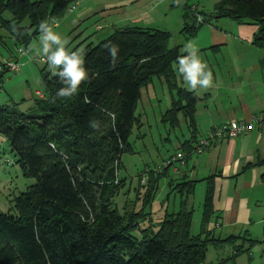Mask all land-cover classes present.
<instances>
[{"label":"trees","instance_id":"16d2710c","mask_svg":"<svg viewBox=\"0 0 264 264\" xmlns=\"http://www.w3.org/2000/svg\"><path fill=\"white\" fill-rule=\"evenodd\" d=\"M79 1L0 0V29L17 45L18 55L29 57L24 63L43 66L40 74L45 92H36L32 112H21L16 104L0 106V153L5 154L7 148L14 160L5 162L35 181L15 198L14 215L0 213V264H203L208 244L220 242L205 230L214 215V176L203 179L207 186L200 204L199 232L194 235L193 198L202 180L167 176L170 169H187L193 155L203 154L218 141L213 138L202 153L195 152L207 133L198 137L195 92L177 83V57L186 54L179 47H168L170 35L166 32L123 27L97 45L90 43L80 49L89 78L76 94L57 97L64 85L40 56L29 53V45L40 35L41 21L53 27ZM184 7V16L191 20L181 31L187 38L196 34L197 27L209 24V19L229 18L258 25L253 44L264 48V0H219L210 13ZM6 12L10 19L3 18ZM196 15L202 22L196 23ZM109 42L119 46L114 62L104 47ZM19 47L26 51L20 53ZM7 58L19 70L17 55ZM7 72L12 71L6 67L0 72V90ZM154 78L170 96L161 122L171 129L183 122L190 135L173 152L166 150L159 165L143 169L134 190L135 205L128 208L126 203L118 210L114 198L126 185L118 177L121 157L134 154L130 138L140 126L137 105L142 89ZM90 121L98 122L99 127H90ZM170 198L177 207L168 211L165 205L159 220H152V203L161 199L164 205ZM242 251L235 247L234 256L227 259Z\"/></svg>","mask_w":264,"mask_h":264},{"label":"crops","instance_id":"0c3cea01","mask_svg":"<svg viewBox=\"0 0 264 264\" xmlns=\"http://www.w3.org/2000/svg\"><path fill=\"white\" fill-rule=\"evenodd\" d=\"M218 2L219 0H80L53 29L68 40L67 47L72 45L69 43L74 37L72 33L80 35L72 43L78 44L86 40L83 44H90L87 31L91 24L100 33L107 30L106 36L128 26L160 30L170 35L168 47H179L183 54L185 44L195 45L201 60L207 64L213 76L212 86L207 89L198 86L192 90L198 98L195 121L199 137L223 123L256 121L264 113V48L253 44L258 25L219 18L209 19V24L197 27L193 37L187 38L181 32L186 24L191 23L184 16V5L191 9L193 7L196 13H210ZM83 25L84 32L81 31ZM38 46L39 43L35 44L29 53L38 56ZM176 75L179 86L188 90L186 82L177 71ZM159 84L164 91L162 82ZM158 102L164 111H158L156 125L160 123L161 116L170 103V96L163 94L158 97ZM183 125L184 123L181 124ZM186 134L187 136L177 137L174 147L168 150L175 149L180 146V142L189 138L188 128ZM137 137L143 138L140 134ZM178 174L202 180L196 190V193L199 190L201 194L203 192L202 200L207 186L203 179L214 176V215L205 230L210 238L220 241L208 244L214 247L213 250L230 245L228 254L220 261L234 256L235 247H239L246 249L242 255L247 253L251 262L263 263L264 125L260 128L254 124L252 131L236 139L213 142L203 154L192 156L187 169H170L167 172V176L174 179ZM164 181L167 182L166 177ZM196 193L193 198L195 211V205L199 204L196 202ZM254 248L257 250L254 251Z\"/></svg>","mask_w":264,"mask_h":264},{"label":"rangeland","instance_id":"374dc122","mask_svg":"<svg viewBox=\"0 0 264 264\" xmlns=\"http://www.w3.org/2000/svg\"><path fill=\"white\" fill-rule=\"evenodd\" d=\"M29 1L33 2L36 0ZM197 16L199 15H196V20ZM3 18L6 20L10 19L11 15L6 12L3 14ZM26 22L27 21H25V23ZM82 24H80V26ZM83 28L84 25L81 27L82 32H84ZM106 31L107 30L100 33L99 31H96L91 24V28L87 31L89 32L87 34V36H89L90 38L89 43H92L93 46H95L100 41L107 38L109 35L106 36ZM71 35L75 36L77 34L72 33ZM0 37L3 41V43L0 44V62L6 63V61L9 60V58L7 57L12 55H17V58H19V70L14 72H7L3 77V86L0 90V106H9L12 104H16V107L19 109V111L26 113L32 112L34 110L33 100L37 98L36 92H41L43 95L45 94L40 74V70L43 66L39 63H24V61L26 60L29 62V57H23V55L17 54V45L14 44L12 38L9 36L6 30L0 29ZM72 40H69V43ZM37 43H39V37L37 41L32 42L29 45V50L33 49V46ZM82 43L85 42L82 41L78 44L77 42L76 44L70 43L72 45H75H71L68 48L70 50H73L77 45L79 46ZM86 45L82 44L80 48H78V50L83 49ZM19 48L26 51L24 47ZM159 83H161V81L154 78L152 84H150L148 88L142 89L141 92L142 97L137 105L136 111V115L139 116L140 126L137 129L134 128L132 136L130 138V143L134 154L122 155V167L118 171L119 179L122 178L126 180L125 188L121 190L118 196L114 198V202L118 207V210H121L123 208V205L126 206V203L128 208H131L132 205H135L134 202L136 193L134 192V190L138 189V176L143 171V169L147 167L152 170L155 165H159L164 152L168 149H172L176 144L177 137L181 138L182 135L187 136V127L185 124L183 126L180 125L175 129H171L167 124H164L161 121L156 125V119L159 117L158 111H164L163 107L158 102V97L162 96L163 94L167 97V91L165 90V88L164 91H162ZM182 123L183 122H181V124ZM208 131H206V133H208ZM137 134L142 135L143 138L138 139ZM173 151L174 149L170 150V152ZM11 158L13 159V156L7 152V148L5 154L0 153V213H9L11 215H14L15 198L19 196V194L24 193L29 186L35 183V181L33 179L24 178L17 166H15L14 164L12 166L11 164L5 162L6 160L11 162ZM161 195L162 194H159L158 198L161 197ZM202 196L203 192L201 194V191L199 190L196 193V202L198 201L199 204L195 205L196 211L194 214L191 229L193 235L197 234L198 232V225L201 214L200 204L202 202ZM161 198L163 199V197ZM162 205L163 201L161 199L152 203V220L156 222L159 220V218L161 217V215H159L160 210L164 208L165 205V208L168 211H171V209L177 207V203L174 202L173 198L165 200L163 207ZM162 211L164 210L162 209ZM137 233V231L134 232L135 235ZM213 248V246L208 245V250L205 255L203 264H219L221 262L220 259L228 254L230 245L216 248L217 250H213ZM253 250L256 251L257 249L254 248ZM242 252H246V249H244ZM225 259L226 262L222 264H255L256 262H251L247 257V253H245L244 256L242 255V253H239V255L235 258ZM258 264H264V262Z\"/></svg>","mask_w":264,"mask_h":264},{"label":"clouds","instance_id":"9594fccd","mask_svg":"<svg viewBox=\"0 0 264 264\" xmlns=\"http://www.w3.org/2000/svg\"><path fill=\"white\" fill-rule=\"evenodd\" d=\"M39 33V46L36 48V54L41 57L51 73L58 77L64 85L57 90V97H70L76 94L81 83L89 78L82 51L70 50L67 47L68 40L54 31L48 21H41ZM104 47L107 48L111 60L116 61L119 46L109 42ZM182 51L186 55L177 57L175 70L186 82L188 90H195L198 86L204 89L212 86V72L207 68V64L201 60L198 48L188 43L184 45ZM112 116L115 118L114 113ZM89 125L92 128L99 127L96 121H90Z\"/></svg>","mask_w":264,"mask_h":264},{"label":"built area","instance_id":"2783aa9c","mask_svg":"<svg viewBox=\"0 0 264 264\" xmlns=\"http://www.w3.org/2000/svg\"><path fill=\"white\" fill-rule=\"evenodd\" d=\"M159 1V0H156ZM192 9H194L192 7ZM73 9L70 10V12ZM202 22V17L197 16V23ZM20 53H23V50L20 49ZM43 61V60H42ZM5 64V65H4ZM8 68V70L14 72L17 71L18 68L16 65H13L10 61H6V63H3V66L0 65V72L4 68ZM254 124L257 125V127H262L264 125V113L259 115L256 121L246 122L242 120L238 121H229L226 123H223L221 125L215 126L211 131H208L206 134V140H200L198 144L195 146V152L197 154L202 153L206 148V144L209 143V140H212L213 138H217L221 141H229L238 138L240 135H243L245 133H248L253 130ZM208 146V145H207ZM178 157L180 155H177ZM170 161H167L166 164H169Z\"/></svg>","mask_w":264,"mask_h":264}]
</instances>
